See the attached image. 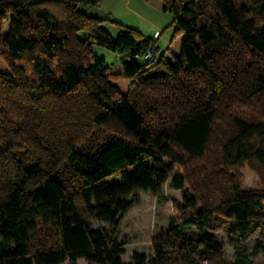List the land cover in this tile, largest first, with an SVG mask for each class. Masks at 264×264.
I'll list each match as a JSON object with an SVG mask.
<instances>
[{"label": "trees", "instance_id": "16d2710c", "mask_svg": "<svg viewBox=\"0 0 264 264\" xmlns=\"http://www.w3.org/2000/svg\"><path fill=\"white\" fill-rule=\"evenodd\" d=\"M103 1L0 0V264H249L211 233L264 232V0H145L174 18L155 64L158 39L78 10ZM167 183L186 190L167 230L122 262L127 199Z\"/></svg>", "mask_w": 264, "mask_h": 264}, {"label": "rangeland", "instance_id": "374dc122", "mask_svg": "<svg viewBox=\"0 0 264 264\" xmlns=\"http://www.w3.org/2000/svg\"><path fill=\"white\" fill-rule=\"evenodd\" d=\"M78 10L88 16H93L105 20L103 27L112 37L119 33V27H127L138 30L148 36L160 33L157 40L159 54L165 52L169 41L173 35V15L161 11L154 2L145 0H104L99 7L80 5ZM5 30L8 24H4ZM78 36L86 38L84 32ZM94 53L98 59L104 61L107 67L122 68L121 60L114 52L101 47L93 46ZM138 64H143L141 59ZM120 182L119 177L112 179ZM258 186V177L252 174L242 176V191L252 192ZM186 190H175L165 184L159 195L151 193L137 192L134 196L127 199L131 206L127 212L120 215L119 239L125 241L124 255L121 261L127 263L133 254L141 253L151 256L153 253L152 241L155 237L166 231L169 225V218L173 214V202H181L183 193ZM91 225L95 229L110 231L111 228L103 222L92 220ZM187 237L192 238L196 235L194 229L186 232ZM222 248L225 261L233 259L234 250L238 246H245L254 255L249 264H264V252L260 249L254 250L255 246L264 245V232H259L245 242H229L226 235L222 232L211 233ZM76 264H89L84 260L77 261Z\"/></svg>", "mask_w": 264, "mask_h": 264}, {"label": "built area", "instance_id": "2783aa9c", "mask_svg": "<svg viewBox=\"0 0 264 264\" xmlns=\"http://www.w3.org/2000/svg\"><path fill=\"white\" fill-rule=\"evenodd\" d=\"M160 36V33L156 32L153 36V38L158 39ZM160 58L159 54V48L157 44L150 45L146 51L144 52L142 59L150 64H155Z\"/></svg>", "mask_w": 264, "mask_h": 264}, {"label": "crops", "instance_id": "0c3cea01", "mask_svg": "<svg viewBox=\"0 0 264 264\" xmlns=\"http://www.w3.org/2000/svg\"><path fill=\"white\" fill-rule=\"evenodd\" d=\"M142 33V32H141ZM143 35H145V36H147V37H152V36H148V35H146V34H144V33H142Z\"/></svg>", "mask_w": 264, "mask_h": 264}]
</instances>
